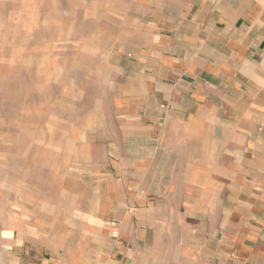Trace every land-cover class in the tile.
<instances>
[{"label":"crops","instance_id":"crops-1","mask_svg":"<svg viewBox=\"0 0 264 264\" xmlns=\"http://www.w3.org/2000/svg\"><path fill=\"white\" fill-rule=\"evenodd\" d=\"M130 3L139 45L63 180L95 235L11 211L0 264H264V0Z\"/></svg>","mask_w":264,"mask_h":264},{"label":"rangeland","instance_id":"rangeland-1","mask_svg":"<svg viewBox=\"0 0 264 264\" xmlns=\"http://www.w3.org/2000/svg\"><path fill=\"white\" fill-rule=\"evenodd\" d=\"M138 12L130 0H0L3 218L42 215L45 203L71 222L83 246L95 235L96 213L77 209L63 180L73 184L91 126L107 123L127 56L142 37L132 18ZM28 201L34 210L23 209ZM131 222L137 229L138 218Z\"/></svg>","mask_w":264,"mask_h":264}]
</instances>
